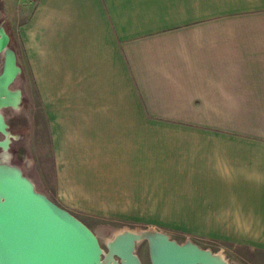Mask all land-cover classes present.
Here are the masks:
<instances>
[{"label":"crops","instance_id":"crops-1","mask_svg":"<svg viewBox=\"0 0 264 264\" xmlns=\"http://www.w3.org/2000/svg\"><path fill=\"white\" fill-rule=\"evenodd\" d=\"M4 2L22 8L16 111L36 105L51 153L37 189L264 264V0Z\"/></svg>","mask_w":264,"mask_h":264},{"label":"water","instance_id":"water-1","mask_svg":"<svg viewBox=\"0 0 264 264\" xmlns=\"http://www.w3.org/2000/svg\"><path fill=\"white\" fill-rule=\"evenodd\" d=\"M3 36L7 41L8 36ZM9 54L13 63L14 51ZM14 74L15 70L7 69L0 76V95L10 94L5 86ZM1 108L2 104L0 264H141L134 252L135 241L141 238L148 241L151 264H230L221 253L190 239L178 242L157 230L119 232L109 241L110 250L105 254L97 234L85 222L37 189L22 168L8 160L10 133Z\"/></svg>","mask_w":264,"mask_h":264},{"label":"rangeland","instance_id":"rangeland-1","mask_svg":"<svg viewBox=\"0 0 264 264\" xmlns=\"http://www.w3.org/2000/svg\"><path fill=\"white\" fill-rule=\"evenodd\" d=\"M15 4L16 5H14L13 7H10L9 5L5 4L4 0H0V20L6 21V26L12 33L15 43L17 44V47L19 49V25L18 23H16L18 20L16 16L19 15V12L22 8L19 5V2ZM35 110L36 105L33 103L32 108L28 109L27 111L21 112L18 110L14 111V113H6V117L11 125V128L9 129L8 127V130L18 138V140L14 139L12 147H9L10 154H15L10 162L19 165L25 174H29V176H33L36 180H38L39 188H47L46 183L44 185V181L51 180V153L47 150L42 152H38L37 150L38 140L36 138L34 120L27 118L28 114H31L33 116ZM3 138L4 135L0 134V139ZM71 212H73L82 221H85L97 234L105 254H108L110 250L108 246L109 241L112 240L116 234L124 230H130L134 232H139L141 230H157L168 234L172 239H177L179 241L184 239V237L180 233L171 231L169 228L164 226L160 218L159 221H157L156 218L158 217L152 216L151 221H148L149 217H144V219L148 220L142 221L113 216H88L80 214L77 211ZM135 243L138 246L137 253L143 260V264H150L147 239L141 238L139 240H136ZM213 248L227 249L226 245H221L218 243H215ZM223 257L225 258V256ZM114 259L120 262V259L117 255H114Z\"/></svg>","mask_w":264,"mask_h":264},{"label":"flooded vegetation","instance_id":"flooded-vegetation-1","mask_svg":"<svg viewBox=\"0 0 264 264\" xmlns=\"http://www.w3.org/2000/svg\"><path fill=\"white\" fill-rule=\"evenodd\" d=\"M2 28V29H1ZM3 31V33H2ZM4 33L8 36L7 41H4ZM0 76H2L5 71L8 69V71L15 70V74L11 80L8 81V83L5 86L6 91H8L10 94H4L2 93L0 95V104H2L1 111L5 116V120L8 124L9 129L11 128V125L6 117V113L11 112L13 113L16 111V109L20 105H25L27 97L25 96V66L23 63V59L21 57V53L17 47V44L15 43L14 37L8 27L6 26V21L0 20ZM9 50H13L15 54V60L12 63L11 57L9 54ZM14 65V66H12ZM17 101V102H16ZM16 103L17 107L13 105ZM9 147H12V143L15 140H18V138L11 137L10 138ZM137 245L135 243V250L134 252L139 256L141 260V264H143V260L141 259L140 255L137 253ZM148 253L150 258V264L151 262V256H150V248L148 244Z\"/></svg>","mask_w":264,"mask_h":264}]
</instances>
